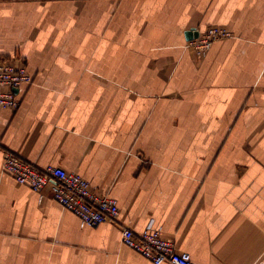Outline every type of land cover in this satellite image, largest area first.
Masks as SVG:
<instances>
[{
  "label": "crops",
  "instance_id": "0c3cea01",
  "mask_svg": "<svg viewBox=\"0 0 264 264\" xmlns=\"http://www.w3.org/2000/svg\"><path fill=\"white\" fill-rule=\"evenodd\" d=\"M209 26L231 36L197 57L187 33ZM0 56L31 76L0 108V264H152L122 226L264 264V0H0ZM5 151L82 175L116 221L39 203Z\"/></svg>",
  "mask_w": 264,
  "mask_h": 264
},
{
  "label": "built area",
  "instance_id": "2783aa9c",
  "mask_svg": "<svg viewBox=\"0 0 264 264\" xmlns=\"http://www.w3.org/2000/svg\"><path fill=\"white\" fill-rule=\"evenodd\" d=\"M230 36L231 33L221 26H209L196 37L189 39L187 47L195 56L200 57L209 50L213 42ZM30 82L31 76L27 72L24 59L0 56V108L16 109L19 100L15 90ZM2 170L16 183L26 185L35 192L39 203L49 193L53 200L77 217L81 228L114 222L117 219L116 200L92 188L78 173L60 166L39 168L11 151L4 153ZM120 240L124 246L152 264H195L187 252L178 251L172 240L164 238L159 230L151 227L136 232L128 226H122Z\"/></svg>",
  "mask_w": 264,
  "mask_h": 264
},
{
  "label": "water",
  "instance_id": "95a60500",
  "mask_svg": "<svg viewBox=\"0 0 264 264\" xmlns=\"http://www.w3.org/2000/svg\"><path fill=\"white\" fill-rule=\"evenodd\" d=\"M189 36H188V39H191V38H193V37H196L197 36V32L195 31V32H188L187 33ZM16 91V90H15Z\"/></svg>",
  "mask_w": 264,
  "mask_h": 264
}]
</instances>
